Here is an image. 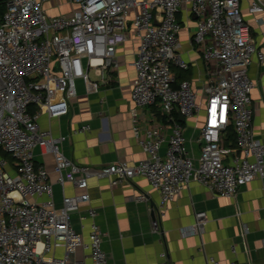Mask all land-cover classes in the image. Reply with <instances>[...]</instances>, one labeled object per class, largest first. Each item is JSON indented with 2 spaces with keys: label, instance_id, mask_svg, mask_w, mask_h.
<instances>
[{
  "label": "built area",
  "instance_id": "built-area-1",
  "mask_svg": "<svg viewBox=\"0 0 264 264\" xmlns=\"http://www.w3.org/2000/svg\"><path fill=\"white\" fill-rule=\"evenodd\" d=\"M242 1L73 0L77 7L70 15H49L38 0L5 1L0 14V264H81L73 257L79 247L88 251L91 264H106L104 232L95 221L96 210H89L87 240L71 223L80 203L90 200L91 178L118 184L146 177L160 195L151 208L153 233L160 232L168 203L191 182L230 197L255 178L264 179V140L252 128L254 83L248 74L253 57L263 62L264 52L250 34ZM185 4L196 17L193 42L210 74L201 99L189 81L177 82L172 71L173 65L188 67L177 51L181 31L177 15ZM247 10L258 24L263 23L264 0H249ZM129 20L138 41L133 62L135 107L159 104L170 120L174 111L192 117L203 110L200 153L190 152L177 122L166 141L162 128L139 125L135 113L134 136L146 153L144 159L77 164L62 150L67 136L41 129L38 118L41 112L49 117L67 114L69 98L77 95L80 81L88 93L97 92L91 72L109 73L110 78L119 69L117 50L128 40ZM32 106H36L33 112ZM229 125L236 133V147L224 145ZM89 128L86 124L74 132ZM165 141L166 152L161 154ZM36 148L54 156L61 186L69 182L82 190L64 194L60 207L49 172L35 162ZM41 197L45 198L34 199ZM135 199L145 201L147 195ZM206 222V212L197 211L195 222L184 233L201 234ZM57 248H63V256L53 253ZM160 257L158 264H171L166 251ZM210 261L219 264L214 258Z\"/></svg>",
  "mask_w": 264,
  "mask_h": 264
},
{
  "label": "crops",
  "instance_id": "crops-1",
  "mask_svg": "<svg viewBox=\"0 0 264 264\" xmlns=\"http://www.w3.org/2000/svg\"><path fill=\"white\" fill-rule=\"evenodd\" d=\"M49 15H70L77 5L73 0H38ZM249 0L242 1V13L249 24L250 34L264 52V17L258 24L248 13ZM185 4L177 15L181 25L178 34V49L187 63L186 69L172 66L177 82L187 80L202 98L210 74L200 48L193 42L197 27L196 17ZM128 40L117 50L119 69L111 73L96 74L93 82L98 91L88 93L84 82H79V91L69 98L68 113L49 117L41 112L38 123L41 129L51 130L55 136L65 135L62 145L64 154L80 165L101 166L117 161L137 162L146 157L134 136V114L139 125L159 126L166 141L173 133L177 122L186 137L190 152L200 153L199 133L204 126V111L185 117L178 111V119L166 118L159 104L137 108L132 100V85L135 78L134 60L137 58L136 40L131 20L128 22ZM248 74L254 83L251 92L252 128L254 135L264 140V61L253 57ZM90 78V75H89ZM107 80V82H103ZM103 80V81H102ZM36 110V109H35ZM35 110H32L35 111ZM165 117V120L162 119ZM88 124L89 129L74 132ZM161 154H165L167 142ZM35 162L49 172L58 207L62 196L82 192L71 183L61 186L54 171V156L39 148L34 150ZM90 200L82 202L71 215V223L84 240L88 239L92 218L89 210H96L95 221L104 232L102 247L107 255L106 264H158L160 253L166 251L171 264H264V179L255 178L241 186L234 196L216 195L207 187L191 182L184 186L175 200L170 201L161 220V230L153 233L151 208L159 202V192L152 188L144 176L131 181L111 184L109 179L91 178L88 182ZM145 193V201L135 198ZM45 197L34 198L43 200ZM205 211L207 222L201 234H187L184 229L195 222V212ZM57 257L64 254L63 248L53 252ZM88 251L77 248L73 257L81 264H91Z\"/></svg>",
  "mask_w": 264,
  "mask_h": 264
},
{
  "label": "trees",
  "instance_id": "trees-1",
  "mask_svg": "<svg viewBox=\"0 0 264 264\" xmlns=\"http://www.w3.org/2000/svg\"><path fill=\"white\" fill-rule=\"evenodd\" d=\"M5 1L6 0H0V14H2L4 9H5ZM35 109H36V106H32L30 111L35 110ZM174 114H175V117L178 119V117L176 115L177 113L174 112ZM166 118H167V116H166ZM162 119L165 120V117H162ZM224 145L231 146V147L237 146L236 133H235L232 125H229L225 131Z\"/></svg>",
  "mask_w": 264,
  "mask_h": 264
},
{
  "label": "rangeland",
  "instance_id": "rangeland-1",
  "mask_svg": "<svg viewBox=\"0 0 264 264\" xmlns=\"http://www.w3.org/2000/svg\"><path fill=\"white\" fill-rule=\"evenodd\" d=\"M90 79L91 80H94L95 79V76L93 75V72L90 73ZM5 157H8L9 159H11L10 156H8V154H4Z\"/></svg>",
  "mask_w": 264,
  "mask_h": 264
}]
</instances>
